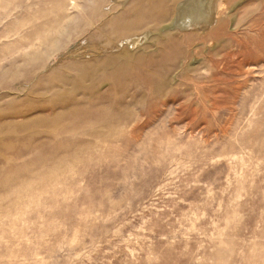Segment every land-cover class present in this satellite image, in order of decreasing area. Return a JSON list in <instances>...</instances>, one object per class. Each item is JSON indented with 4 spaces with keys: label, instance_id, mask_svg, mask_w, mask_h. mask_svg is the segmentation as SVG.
I'll list each match as a JSON object with an SVG mask.
<instances>
[{
    "label": "rangeland",
    "instance_id": "1",
    "mask_svg": "<svg viewBox=\"0 0 264 264\" xmlns=\"http://www.w3.org/2000/svg\"><path fill=\"white\" fill-rule=\"evenodd\" d=\"M152 1L0 0V264H264V0Z\"/></svg>",
    "mask_w": 264,
    "mask_h": 264
},
{
    "label": "bare ground",
    "instance_id": "2",
    "mask_svg": "<svg viewBox=\"0 0 264 264\" xmlns=\"http://www.w3.org/2000/svg\"><path fill=\"white\" fill-rule=\"evenodd\" d=\"M152 2L151 9L147 12L158 14L159 19L163 22L170 19L171 23L167 24L165 28L177 33L194 28L198 33L209 31L219 20L226 5V0H155ZM137 11L138 15L134 22L141 19V14L145 13L141 8ZM129 33L126 32L127 36L121 41L122 44L119 45L117 51L124 50L125 46L128 50H131L130 47L134 49L142 46L143 41L150 39L152 31L146 29L139 34H136L135 31Z\"/></svg>",
    "mask_w": 264,
    "mask_h": 264
}]
</instances>
